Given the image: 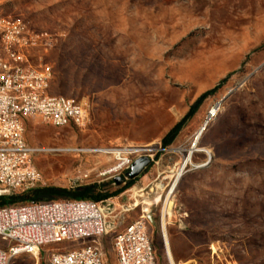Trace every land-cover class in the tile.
Segmentation results:
<instances>
[{
    "label": "rangeland",
    "instance_id": "obj_1",
    "mask_svg": "<svg viewBox=\"0 0 264 264\" xmlns=\"http://www.w3.org/2000/svg\"><path fill=\"white\" fill-rule=\"evenodd\" d=\"M0 18L24 28L26 64L51 70L48 95L86 112L81 127L28 121L46 187L112 196L114 216L130 210L124 226L147 222L158 264H264V0H0ZM199 135L208 153L192 155L171 195ZM128 148L153 161L131 186V166L111 172L118 156L99 152ZM115 232L110 224L108 264ZM0 247L17 252L13 264H49L45 252Z\"/></svg>",
    "mask_w": 264,
    "mask_h": 264
},
{
    "label": "built area",
    "instance_id": "obj_2",
    "mask_svg": "<svg viewBox=\"0 0 264 264\" xmlns=\"http://www.w3.org/2000/svg\"><path fill=\"white\" fill-rule=\"evenodd\" d=\"M0 31L12 33L14 48L8 54L18 58L17 36L19 29L15 25L1 27ZM39 70V77L49 84L47 70ZM7 72H14L8 63V69H3L0 77V143L1 141H20L18 152H2L0 150V197L21 195L29 191L45 188L46 180L35 164V157L42 150L28 146H21V136H27L26 111H33L35 118L55 128H62V123H70L81 127L86 120L83 106L73 100L72 108H62L60 105H50V97L46 93L29 95L26 100H17V92L23 87H30L25 77L19 80H7ZM6 102H15V109H6ZM128 148L118 152L120 166L113 169L118 173L123 167H132L139 157H132V150ZM147 152L141 149V155ZM145 157V156H144ZM148 157V156H147ZM150 158V157H149ZM133 160H135L133 162ZM87 175L80 174L74 183L87 179ZM114 202L106 200L95 202L92 200H56L49 202H31L10 205L0 208V236H6L8 242H15L20 249L26 246H37L36 257H42L46 246L65 243V240L79 241L81 237H97V240H107L110 224L120 223L129 209H122L116 213ZM147 229L142 220L132 230V238L119 241L123 248L120 264H151V253L144 248V236ZM107 244V243H106ZM4 249V248H0ZM109 253V252H108ZM110 256V253H109ZM10 260L13 264V259ZM56 264H100L95 250L87 249L83 256L56 258Z\"/></svg>",
    "mask_w": 264,
    "mask_h": 264
},
{
    "label": "bare ground",
    "instance_id": "obj_3",
    "mask_svg": "<svg viewBox=\"0 0 264 264\" xmlns=\"http://www.w3.org/2000/svg\"><path fill=\"white\" fill-rule=\"evenodd\" d=\"M1 27H6L1 21ZM19 29V36H17V50H18V58H15L14 54H8L10 48H14V41H7L12 40V33H4L0 31V36L2 38V46L4 51H6L7 57L0 58V77H3V69H8V63H10V68L14 69V72H7V80H19L26 75V82L30 83V87H23L18 90L17 92V100H26L29 95L38 94L40 93H47L48 85L46 84L45 80L35 79L39 77V70H35L34 67L28 66L26 64L25 56L23 49L27 45V38L23 34V27H18ZM1 57V56H0ZM40 70H47V77H49V83L51 82L52 72L49 68H43ZM50 97V105H60L62 108H72L73 101L65 98V97ZM6 109H15V102H6ZM216 110H213L211 116L215 115ZM35 118V114L33 111H26V119L29 121L30 119ZM70 123H62V128L69 125ZM204 131V129L201 131ZM200 134V135H201ZM200 135L196 139L192 153L188 155L185 159L182 167L177 172L174 182L170 188L169 194L172 195V192L176 189L179 181L184 176L186 170L189 166H193L192 162V155L194 153H208L206 149L200 147ZM21 146H28L27 136H21ZM0 150L2 152H18L20 150V141H1L0 143ZM103 154H115L118 156V152H109L107 150H100ZM141 154L140 150L133 149L132 156ZM206 165V164H205ZM205 165H201L205 166ZM113 172V171H111ZM173 201V200H172ZM167 211L170 213L172 211V202L166 201ZM166 211V210H165ZM166 211V212H167ZM165 212V213H166ZM167 212V213H168ZM143 223V227H145L148 231L147 222L144 219H141ZM140 220L135 221L128 226H124V222L113 224L116 228L115 236L113 238V246L116 253V260L117 264H120V259L123 256V248H120L119 241L126 238H132V230H134L139 223ZM0 240L3 242H8L6 236H0ZM11 244H15V242H9ZM65 243L68 245L62 249L61 251L52 252L49 251L48 248L52 245L57 244H50L46 246L45 253L48 254V262L49 264H56V258H67V257H80L83 256L84 251L87 249L95 250L97 253L98 259L100 264H108V256L105 250L104 240H97V237H81L79 241L73 242V240H65ZM64 244V243H58ZM20 247L19 244H16ZM1 248V247H0ZM144 248H146L149 252H156L149 232H146V236H144ZM26 251L31 250L32 252L37 255V246H26V248H22ZM17 252L8 251L6 249H0V257H4V259H12ZM0 264H10V260H0ZM151 264H158L157 261V254L151 253Z\"/></svg>",
    "mask_w": 264,
    "mask_h": 264
},
{
    "label": "trees",
    "instance_id": "obj_4",
    "mask_svg": "<svg viewBox=\"0 0 264 264\" xmlns=\"http://www.w3.org/2000/svg\"><path fill=\"white\" fill-rule=\"evenodd\" d=\"M210 94H205L202 97L206 99ZM193 112L189 114L185 119L179 122L163 139L164 147H168L176 140L178 135L180 134L181 130L185 126V124L189 121L192 117ZM129 186L133 185V181L129 182ZM98 189L97 186H89L82 189L77 190H69L65 188H56V187H45V188H38L23 195H13V196H6L0 197V208L5 206L14 205L19 199H22V203H31V202H49V201H56V200H77V201H84V200H92L95 202H102L109 199L110 195H102L97 194L96 190ZM118 192L115 195H118Z\"/></svg>",
    "mask_w": 264,
    "mask_h": 264
},
{
    "label": "water",
    "instance_id": "obj_5",
    "mask_svg": "<svg viewBox=\"0 0 264 264\" xmlns=\"http://www.w3.org/2000/svg\"><path fill=\"white\" fill-rule=\"evenodd\" d=\"M152 159L145 156L136 160L129 173H127V177L129 180L133 181L139 178L152 164ZM117 185H121L123 183V178L117 177L115 179Z\"/></svg>",
    "mask_w": 264,
    "mask_h": 264
}]
</instances>
